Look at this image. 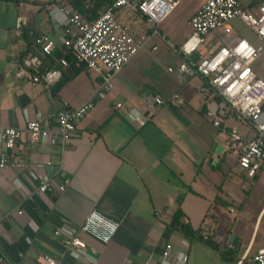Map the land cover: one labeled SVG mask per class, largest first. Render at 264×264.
Returning a JSON list of instances; mask_svg holds the SVG:
<instances>
[{"label": "crops", "instance_id": "obj_1", "mask_svg": "<svg viewBox=\"0 0 264 264\" xmlns=\"http://www.w3.org/2000/svg\"><path fill=\"white\" fill-rule=\"evenodd\" d=\"M205 1L176 0L158 26L161 35L150 36L114 76V88L104 91L101 79L86 67L64 69L51 86H35L18 75L30 28L56 41L47 58L56 65L63 54L64 26L62 15L52 10L74 6L76 0H0V130H23L10 154L22 166L0 168V258L5 264H40L43 254L63 264H176L180 250L189 255L187 264H253L264 247V162L254 177L248 176L227 143L229 130H237V115L227 113L216 126L207 115L206 81L169 71L182 61L171 44L178 46L189 34V21ZM239 2L256 12L261 0ZM118 14L125 17L122 10ZM20 17L27 21L22 29ZM231 27V39L260 45L241 18ZM134 32L142 34L138 26ZM220 45L212 36L196 57ZM262 62L264 50L254 64L259 76ZM147 95H178L185 104L147 109ZM91 98L94 108L65 144L32 142L24 130L28 120L40 117L56 131L63 110ZM239 132L254 136L248 125L245 133ZM2 148L0 143V152ZM41 176L50 179V192L38 191ZM95 208L119 222L115 237L104 244L79 233L87 247L68 251L64 241ZM178 210L203 239H189L172 227ZM169 243L174 247L165 259Z\"/></svg>", "mask_w": 264, "mask_h": 264}, {"label": "built area", "instance_id": "obj_2", "mask_svg": "<svg viewBox=\"0 0 264 264\" xmlns=\"http://www.w3.org/2000/svg\"><path fill=\"white\" fill-rule=\"evenodd\" d=\"M175 5L176 0H114L113 7L92 22L72 5H57L52 14L59 12L62 15V56L56 65H50L47 58L52 55L56 41L35 29H27L30 44L18 75L35 86H51L60 80L64 69L70 66L86 67L101 79V88L110 91L114 88V76L131 61L148 38L161 35L158 26ZM120 10L124 11L125 17L118 14ZM237 17L255 32L260 43L258 47L245 38H230L231 22ZM26 23V19L20 17L17 26L22 29ZM135 26L141 29L142 34H135ZM189 27V34L178 46L170 43L181 54L182 61L176 68H169V71L189 77L200 76L206 81L204 90L209 94L206 101L207 115L215 118L216 126L220 125V119L227 113H234L250 127L253 137L231 129L227 133V143L239 166L248 176L254 177L264 162V78L258 75L254 67L264 50V0L258 4L256 12L242 8L239 0H206L190 19ZM212 36L219 38L221 45L211 54L197 58L196 54L202 51ZM164 104L183 106L185 101L178 95L168 99L152 95L145 97L147 109ZM94 106L95 101L91 98L76 109L63 110L56 120V131L46 128L40 117L28 120L24 130L32 142L54 141L65 144ZM22 134L23 130L12 127L0 130V143L3 146L0 152L1 169L7 165L22 166L20 161L10 160L11 151ZM38 179L39 192L52 190L47 176ZM68 184L69 181H66L59 189L64 191ZM119 226L118 221L95 208L87 215L79 230H74L72 237L64 241V246L74 253L83 251L87 245L79 233L88 234L107 244L115 237ZM173 247L171 243L166 245L163 251L165 259L170 257ZM176 259V264H187L189 255L180 250ZM38 262L63 264L48 254L41 255ZM251 262L264 264V247L258 250ZM0 264H5L4 259L0 258Z\"/></svg>", "mask_w": 264, "mask_h": 264}, {"label": "trees", "instance_id": "obj_3", "mask_svg": "<svg viewBox=\"0 0 264 264\" xmlns=\"http://www.w3.org/2000/svg\"><path fill=\"white\" fill-rule=\"evenodd\" d=\"M72 1H70L71 3ZM114 0H76L73 5L75 8L91 22L96 20L102 13L112 8ZM72 60V57L69 56ZM171 225L174 229L179 230L189 239H203L202 234L199 231H194L188 224L183 221V213L178 210L171 219ZM210 245L218 247V244L211 239H207Z\"/></svg>", "mask_w": 264, "mask_h": 264}, {"label": "rangeland", "instance_id": "obj_4", "mask_svg": "<svg viewBox=\"0 0 264 264\" xmlns=\"http://www.w3.org/2000/svg\"><path fill=\"white\" fill-rule=\"evenodd\" d=\"M259 74L260 76H262L264 78V62L261 63V65L259 66ZM236 128L237 130L245 133L247 131V124L238 116L236 117Z\"/></svg>", "mask_w": 264, "mask_h": 264}]
</instances>
